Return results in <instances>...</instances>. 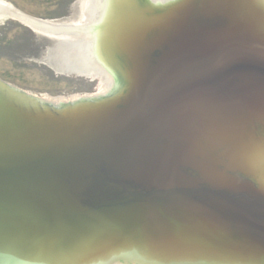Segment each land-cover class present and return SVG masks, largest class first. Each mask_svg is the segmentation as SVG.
Instances as JSON below:
<instances>
[{
	"label": "water",
	"instance_id": "1",
	"mask_svg": "<svg viewBox=\"0 0 264 264\" xmlns=\"http://www.w3.org/2000/svg\"><path fill=\"white\" fill-rule=\"evenodd\" d=\"M151 5L112 99L62 112L0 80V264H264V186L233 164L264 138V8Z\"/></svg>",
	"mask_w": 264,
	"mask_h": 264
},
{
	"label": "bare ground",
	"instance_id": "2",
	"mask_svg": "<svg viewBox=\"0 0 264 264\" xmlns=\"http://www.w3.org/2000/svg\"><path fill=\"white\" fill-rule=\"evenodd\" d=\"M180 1L78 0L74 5L76 11L74 19L42 28L35 18L0 0V24L6 23L5 19L11 17L12 20L24 24L38 35L53 40L52 49L47 57L51 68L60 74L72 73L80 74L79 76L94 74L93 77L101 79L102 86L97 94L91 96L50 99L26 92L13 84L6 82L5 84L14 93L36 100L43 108L59 109L62 112L112 99L123 92L128 83L127 75L114 62L111 54L113 49L116 45L120 49L127 48L140 29L159 21L161 15L151 4L161 2L162 8L165 9ZM254 1L258 8H264V0ZM80 2H82L81 7ZM81 10V22L76 23ZM262 11L254 7L256 15L259 16L258 13ZM259 21L264 31V19ZM106 62L114 69L110 70ZM238 150L233 160L235 168L251 174L264 186V138L255 137ZM132 258L121 262L111 260L106 264H162L159 260L134 262Z\"/></svg>",
	"mask_w": 264,
	"mask_h": 264
},
{
	"label": "rangeland",
	"instance_id": "3",
	"mask_svg": "<svg viewBox=\"0 0 264 264\" xmlns=\"http://www.w3.org/2000/svg\"><path fill=\"white\" fill-rule=\"evenodd\" d=\"M35 19L72 20L78 0H4ZM80 19V18H79ZM77 22H80L79 20ZM191 14L183 17L194 23ZM52 49L50 41L22 23L0 24V80L20 89L50 99L84 97L97 94L100 81L94 74H59L47 64Z\"/></svg>",
	"mask_w": 264,
	"mask_h": 264
},
{
	"label": "flooded vegetation",
	"instance_id": "4",
	"mask_svg": "<svg viewBox=\"0 0 264 264\" xmlns=\"http://www.w3.org/2000/svg\"><path fill=\"white\" fill-rule=\"evenodd\" d=\"M81 4H82V2H80V7H81ZM81 14H82V10L80 11V19L79 20H81L82 19V16H81ZM81 22V21H80ZM80 22H76V23H80ZM47 64H48V66L51 68V66L49 65V63H48V59H47ZM51 69H53V68H51ZM54 70V69H53ZM55 71V70H54ZM58 73V72H57ZM60 74V73H59ZM100 83H101V81H100ZM102 86V84H100V87Z\"/></svg>",
	"mask_w": 264,
	"mask_h": 264
}]
</instances>
